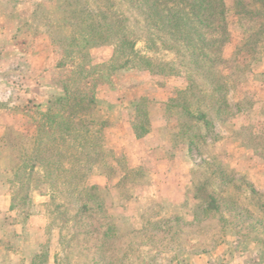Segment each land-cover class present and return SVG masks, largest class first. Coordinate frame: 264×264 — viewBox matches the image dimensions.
I'll return each instance as SVG.
<instances>
[{
  "label": "rangeland",
  "instance_id": "rangeland-1",
  "mask_svg": "<svg viewBox=\"0 0 264 264\" xmlns=\"http://www.w3.org/2000/svg\"><path fill=\"white\" fill-rule=\"evenodd\" d=\"M151 1L0 0V264H264V0Z\"/></svg>",
  "mask_w": 264,
  "mask_h": 264
},
{
  "label": "trees",
  "instance_id": "trees-1",
  "mask_svg": "<svg viewBox=\"0 0 264 264\" xmlns=\"http://www.w3.org/2000/svg\"><path fill=\"white\" fill-rule=\"evenodd\" d=\"M145 1L146 0H142L141 3H144ZM155 2H158V4L154 5ZM150 4L154 5L156 11L155 13L158 22L156 26L158 27V30H167L170 35H176L178 37L185 36L184 39H186V37L195 33L200 37L201 35L197 33V30L203 26L209 28L208 32L219 28H222L223 30L225 29L224 25L221 24L225 17L223 0H177L174 1L173 6L170 7H168L167 1L164 0H153ZM149 10L150 9H147L148 12ZM168 11L170 12L168 13ZM144 14L148 16L147 12ZM191 30L193 31L192 33ZM64 91L63 96L50 102L48 110L50 111L53 108V105L58 102L61 104V109L64 111V114H67L64 116L67 120H69L68 118L72 114L73 108H75L76 111L86 109L88 105L93 102L92 95L83 91H70L66 88H64ZM69 95H72L71 98L73 99V102H70ZM55 117L57 118V115L50 120L51 123H54L55 127L53 128L51 125L48 126L50 129H61L62 126L55 120ZM48 126L46 127L47 129ZM64 130L67 131L68 128ZM81 192L78 193L81 194ZM83 204L82 207L87 206L86 203Z\"/></svg>",
  "mask_w": 264,
  "mask_h": 264
},
{
  "label": "crops",
  "instance_id": "crops-1",
  "mask_svg": "<svg viewBox=\"0 0 264 264\" xmlns=\"http://www.w3.org/2000/svg\"><path fill=\"white\" fill-rule=\"evenodd\" d=\"M4 198H5V197H4ZM5 206H6L5 203H4V205H3V203H2V206L0 207L2 211H5V210H4V209L6 208ZM8 207H9V205H8V203H7V208H8Z\"/></svg>",
  "mask_w": 264,
  "mask_h": 264
}]
</instances>
